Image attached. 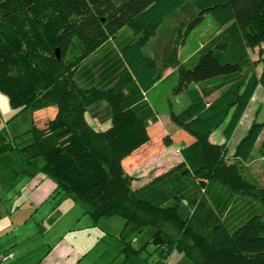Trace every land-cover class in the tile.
I'll use <instances>...</instances> for the list:
<instances>
[{
	"label": "trees",
	"instance_id": "trees-1",
	"mask_svg": "<svg viewBox=\"0 0 264 264\" xmlns=\"http://www.w3.org/2000/svg\"><path fill=\"white\" fill-rule=\"evenodd\" d=\"M189 4L198 20L208 15L224 28L220 43L227 51L203 47L192 67L180 69L183 82L201 85L186 91L187 105L172 116L177 131L162 138L166 147L183 144L181 163L132 191L121 163L147 140L131 138L132 131L157 122L145 94L160 77L144 48L165 19ZM40 8L44 13L31 17ZM86 12L91 19L72 23L73 16ZM94 26L95 35H89ZM123 28L132 36L118 40ZM73 36L82 41L83 55L99 49L90 63L65 67L44 39L57 38L61 50ZM262 45L264 0H0V92L16 111L56 108L51 121L33 125L30 142L20 149L15 138L4 140L0 133V153L43 157L41 173L94 221L120 217L138 231L151 227L143 249L150 245L156 262L178 251L189 264H264V187H253L238 167L249 160L264 123L249 126L235 145L233 164L225 160V145L207 141L223 125L222 135L230 141L259 83L264 85V69L259 76L253 70L239 75L247 64L246 50L258 49L264 63ZM169 66H178L177 57ZM217 79L222 80L219 88H205ZM99 97L108 103L113 124L104 132L85 118ZM260 154L264 158V145ZM182 201L190 207L188 218L179 212ZM123 252L129 258L138 251L125 243Z\"/></svg>",
	"mask_w": 264,
	"mask_h": 264
},
{
	"label": "rangeland",
	"instance_id": "rangeland-1",
	"mask_svg": "<svg viewBox=\"0 0 264 264\" xmlns=\"http://www.w3.org/2000/svg\"><path fill=\"white\" fill-rule=\"evenodd\" d=\"M125 0H113L114 3L120 4ZM44 9L40 8L37 11L31 12V17H39L44 13ZM91 19L88 12L73 16L71 21L74 25L78 23H84ZM27 27L24 30L27 31ZM224 28H218L212 18L208 15L204 16L202 19H197L196 9L191 5H187L181 10L177 11L174 15L164 20V22L159 26L156 34L153 38L149 39L144 52L151 56L156 63L158 74L160 77L159 82L156 86L152 87L145 95L147 102L157 113V122L148 123L145 127L134 126L131 138L135 140L146 136L147 140L145 143L141 144L137 148L131 151L129 155L124 157L122 160V170L130 178V188L132 191H137L149 183H151L156 177L168 172L179 163H181L179 151L180 145L168 148L164 146L162 138L165 134H171L177 131L178 127L172 120V116L179 112L184 106L187 105L188 99L186 97V91L189 88L196 87L200 88V84L185 83L180 79L179 71L181 68L192 67L199 58V52L203 47L211 45L221 50V53L227 51L226 48L221 46L220 34ZM96 27H91L86 31L89 35H95ZM131 31L127 28H123L117 34V39L121 40L124 37H131ZM52 44L51 48L54 51L58 49L59 57L61 58L63 65L65 67H72L77 64L79 66L85 63H90L91 59L95 57L97 50H85L86 55L81 52L84 46L81 44L82 41L76 37H69L67 43H64L61 50L59 46H56L57 38H47L44 39ZM70 43V44H69ZM67 45V46H66ZM262 51H264V45H262ZM177 57L178 66L170 67V61ZM247 64L243 66L240 76H247L248 73L253 70L257 76L261 74L262 69H264V63L259 61L261 59L258 56V49L246 50ZM245 64V61H244ZM69 67V69H70ZM222 84L221 79L211 81L206 84L205 88L207 90H213L220 87ZM224 88L213 91L208 97L211 100ZM42 98L46 99L43 95ZM254 101H257V110L254 109L255 104L251 103L247 110L245 111L242 120L240 121L238 127L236 128L230 141L226 142L222 136V131L224 125L221 126L217 131L207 138L208 143L212 145H225L227 148L226 162L228 164L236 163L233 158V151L235 145L243 137L248 127L255 121L264 123V85L259 83L256 93L254 95ZM99 102L86 110L85 118L91 123L92 128L95 131L104 132L109 130L112 124L111 112L108 110V103L103 101L102 97L98 98ZM55 107L53 105L46 106L45 109V124L51 121V108ZM93 115V116H92ZM34 114L31 109H24L16 111L11 107L7 95L0 92V133L2 136L6 137L8 140L16 137V140L22 138H27L31 136V130L34 125ZM39 118V117H38ZM37 118V119H38ZM51 119V120H50ZM37 125V124H36ZM144 128V129H143ZM115 130V129H114ZM130 130V129H129ZM217 132L220 133V137ZM182 146L183 144L180 143ZM264 145V131H262L255 147L252 151L249 161L253 160V165L249 168L244 164H238L239 169L243 174L248 170L251 173V179L248 182L255 188L259 189L264 187V158L261 157L259 153L260 147ZM262 158V159H261ZM41 159H43L41 157ZM253 191L248 192L250 195ZM250 200L254 199L250 197ZM179 212L184 218H188L190 215V207L186 206L184 201L180 203ZM107 221H117L112 222L113 226L111 230L120 231L123 225V219L116 217L113 219H108ZM119 223V224H118ZM131 229H135L133 225H130ZM128 228H125V234L129 233ZM152 228L145 227L141 231L137 229L133 231V235L129 234L133 240L139 239V245H144L150 236L152 235ZM118 236V235H117ZM118 241V237H113ZM152 247L147 245L146 251L143 252L145 256L147 251H151ZM173 255L175 257H181V261L187 262V260L178 252L174 251Z\"/></svg>",
	"mask_w": 264,
	"mask_h": 264
},
{
	"label": "crops",
	"instance_id": "crops-1",
	"mask_svg": "<svg viewBox=\"0 0 264 264\" xmlns=\"http://www.w3.org/2000/svg\"><path fill=\"white\" fill-rule=\"evenodd\" d=\"M218 95L207 100L212 101ZM254 95L249 105L256 102L254 109L257 110ZM50 110L53 119L56 108ZM33 114L34 125L45 124V109ZM14 138L19 149L31 140V136L18 141ZM178 145L181 149V144L168 148ZM260 150L261 147L259 153ZM44 164V158L26 159L16 150L0 153V254L13 252L10 264H142L146 258L149 264H189L186 258L184 262L181 257H175L174 251L168 259L158 262L150 257V251L144 256L143 247L149 239L140 246V240H133L129 235H133L136 228L133 230L123 222L120 231H113L112 222L117 221H94L81 204L59 189L52 178L41 173ZM252 165L253 160L246 162L247 168ZM247 176L252 177L249 170ZM127 227L129 233L125 234ZM113 237H118V241ZM125 243H131L132 249L138 252L126 258Z\"/></svg>",
	"mask_w": 264,
	"mask_h": 264
},
{
	"label": "built area",
	"instance_id": "built-area-1",
	"mask_svg": "<svg viewBox=\"0 0 264 264\" xmlns=\"http://www.w3.org/2000/svg\"><path fill=\"white\" fill-rule=\"evenodd\" d=\"M13 259L14 254L11 251L0 254V264H10Z\"/></svg>",
	"mask_w": 264,
	"mask_h": 264
},
{
	"label": "water",
	"instance_id": "water-1",
	"mask_svg": "<svg viewBox=\"0 0 264 264\" xmlns=\"http://www.w3.org/2000/svg\"><path fill=\"white\" fill-rule=\"evenodd\" d=\"M55 54H56V58L59 59L58 49H56Z\"/></svg>",
	"mask_w": 264,
	"mask_h": 264
}]
</instances>
